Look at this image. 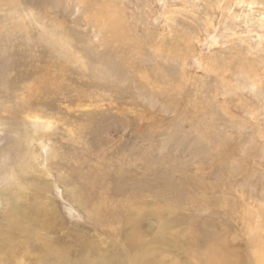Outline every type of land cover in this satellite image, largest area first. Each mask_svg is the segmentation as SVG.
Returning <instances> with one entry per match:
<instances>
[{
  "label": "rangeland",
  "instance_id": "1",
  "mask_svg": "<svg viewBox=\"0 0 264 264\" xmlns=\"http://www.w3.org/2000/svg\"><path fill=\"white\" fill-rule=\"evenodd\" d=\"M262 256L264 0H0V264Z\"/></svg>",
  "mask_w": 264,
  "mask_h": 264
},
{
  "label": "bare ground",
  "instance_id": "2",
  "mask_svg": "<svg viewBox=\"0 0 264 264\" xmlns=\"http://www.w3.org/2000/svg\"><path fill=\"white\" fill-rule=\"evenodd\" d=\"M13 151V150H12ZM190 197V196H189ZM97 207V206H96ZM223 245V244H222ZM221 245V246H222ZM225 248V247H224ZM223 248V249H224ZM230 251V250H229ZM232 251V250H231ZM235 252V251H234ZM233 254V253H232ZM234 255V254H233ZM215 258V257H214ZM228 261V260H227ZM216 262V261H215ZM229 263H231L232 264V260H231V262L229 261V262H227V264H229ZM143 264H144V262H143ZM256 264H264V257L262 256V257H259L258 259H257V262H256Z\"/></svg>",
  "mask_w": 264,
  "mask_h": 264
}]
</instances>
